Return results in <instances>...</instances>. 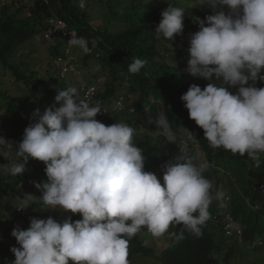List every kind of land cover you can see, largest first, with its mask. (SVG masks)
Instances as JSON below:
<instances>
[{
  "label": "clouds",
  "instance_id": "obj_1",
  "mask_svg": "<svg viewBox=\"0 0 264 264\" xmlns=\"http://www.w3.org/2000/svg\"><path fill=\"white\" fill-rule=\"evenodd\" d=\"M17 1L29 8L51 5V0ZM199 4L211 9V14L192 17L198 28L193 33L184 31V7L162 0L159 9L154 4L148 8L161 17L154 31L160 40V54L154 58L157 64L185 67L189 87L180 100L195 123L183 126L198 132L197 151L204 157L200 164L193 161V146H187L195 139L192 132L180 142L163 113L143 122L134 115L131 79L147 67V61L134 57L126 75L113 77L102 62V51L85 39L80 27L57 15L47 18L34 39L39 36V42L52 46L56 69L52 77L57 85L52 88L53 78L41 84L51 96H40L44 110L37 107L31 113L21 140L19 127L5 109L10 101L3 107L13 120L5 137L0 136V159L12 152L15 158L0 170V176L33 175L18 184L16 197L10 199L12 212L0 209L1 219L23 221V229L16 225L8 233L14 242L6 241L17 245L10 248L14 260L0 259V264L263 263L253 253L263 256L264 231L252 237L242 216L234 215L230 187L222 190L206 178V169L212 168L221 177L229 173L216 168L213 155L209 158L204 150L216 153L223 148L246 155L260 166L264 154V0H199ZM77 5L80 18L100 29L89 21L85 0ZM166 45L174 50L165 51ZM186 49L185 63L173 62ZM88 59L95 62L97 73L111 77V87L100 80L79 79L82 63ZM20 64L30 67L32 62L21 60ZM117 84H127V91H118ZM33 85L35 90L21 97L35 95L38 86ZM47 101L52 104L45 107ZM145 107L148 113L150 107ZM153 121L157 128L151 126ZM143 141L156 146L150 156L141 149ZM28 187L39 197L25 196ZM252 194L264 200V180L253 186ZM245 200L251 209L259 208L253 207L250 197ZM76 214L80 219L68 217L61 222L65 215ZM146 230L155 237L151 246ZM184 242L188 260L182 259V250L174 248Z\"/></svg>",
  "mask_w": 264,
  "mask_h": 264
},
{
  "label": "trees",
  "instance_id": "obj_2",
  "mask_svg": "<svg viewBox=\"0 0 264 264\" xmlns=\"http://www.w3.org/2000/svg\"><path fill=\"white\" fill-rule=\"evenodd\" d=\"M187 1L189 3L194 2L196 5L190 6L189 3L187 5L178 4L176 1L172 3L185 8L184 31H191L193 33L198 28L193 23L192 17L199 16L200 18H204L206 15L211 14V9L200 7L199 0ZM113 2H118L123 6L122 8L126 7L131 10L126 16H123L120 12L115 13L117 18L122 17L120 19H125L121 20V22L127 25L122 31L115 34H110L97 27L95 28L85 20H82L77 7L79 0H51L50 8L40 5L31 6L32 15L26 19H23L16 12L12 11V9L16 8L17 0L7 3L0 9V66H13L10 58L19 46L34 39L35 35L41 32V29H44L49 16L57 15L67 20L73 27H80L85 39L102 51L104 59L102 62L104 66L108 65L110 67L113 77H116L120 73L126 75L128 73V66L134 57L147 61V67L142 69L138 75H132L133 80L131 79V90L135 100L131 106L134 109V115L140 122L149 118L156 119L160 113H163L168 118L169 124L173 126L180 127L186 124H194L195 122L189 118L188 112L180 100L181 95L189 87L186 81V73L184 72L185 67L178 66L177 69H172L157 64L159 62L154 59L160 54V51L157 49L160 40L156 37L154 31L161 17H157L158 14L153 11L152 7L148 8L140 4L130 5L125 0H113ZM18 12H20V8ZM173 50L174 48L165 46V51ZM174 59L173 62L180 61L185 63V57L180 54ZM137 87H139V90H137ZM41 95L51 96L47 92L45 85L38 86L36 94L31 97L11 98L9 105L5 108L8 113L12 114L15 126L19 127V140H21L23 131L30 122L31 113L37 107L41 111L44 110L41 107ZM151 98L161 101L157 103L153 101L152 103ZM147 102L148 104H146ZM17 103L18 106L14 108L13 105ZM146 105L150 107L148 113L146 112ZM151 126L157 128L155 121H153ZM141 146V149L145 148L148 156L152 154L153 147H156L149 141H143ZM204 151L209 153V158L213 155V164L216 168L229 173V176L221 177V174L212 168L211 170L206 169L204 173L206 178L210 179L217 188L222 190L230 187L229 193L232 196L233 206L236 211L234 215L236 217L242 216L246 226L252 230V237H255L258 231L263 232L264 200L259 201L252 194V191L253 186L259 180H264V154L260 156V166L257 167L256 162L249 159L246 155L232 154L223 148H218L216 153L208 150ZM35 172L38 173L39 169L37 168ZM32 175V172H28L22 176L3 175L2 179L0 178L1 210L5 209L12 212L10 199L11 197H16L18 184L21 181L28 180ZM248 197L251 198L253 207H259L257 210L251 209L250 205L246 202L245 198ZM260 204L263 205L260 206ZM33 205L36 210H39L38 203H34ZM68 217H71L73 220L80 219L79 214L73 216L65 215L61 219V222ZM55 219L58 222L60 220L57 217ZM24 222L26 224L28 220H24ZM2 232L7 234L6 231L0 229V259L1 261L9 260L8 262H10L14 260V254L11 253L10 248L17 245L16 243H9L8 245L7 242L12 241V238L8 234L5 238ZM174 248L182 250L184 252L182 259L188 260L190 254L186 242L175 244Z\"/></svg>",
  "mask_w": 264,
  "mask_h": 264
},
{
  "label": "rangeland",
  "instance_id": "obj_3",
  "mask_svg": "<svg viewBox=\"0 0 264 264\" xmlns=\"http://www.w3.org/2000/svg\"><path fill=\"white\" fill-rule=\"evenodd\" d=\"M11 1L13 0H0V9H2L4 5H6ZM126 1L130 5L140 4L146 7L154 4V6L157 9H159L160 8L159 3H161L162 0H126ZM175 1L180 2V4H184L187 2L186 0H175ZM170 2H174V0H170ZM16 4H17L16 8L12 9L13 12H16L23 19L29 18L31 16L30 14L31 9L26 4H19L18 1ZM189 5L195 6L196 4L192 2L189 3ZM85 7L89 21L93 22L103 31H106L110 34H115L119 31H122L127 26L123 22H121V20H125V19L118 20L116 18L117 16H115V13L120 12L123 16H126L130 13V10H128L125 7L123 9H119L122 6L118 2H113V0H96V1L85 0ZM19 8H20V12H18ZM178 45L179 44L177 43L175 44V46L177 47ZM158 48L162 50L160 47ZM181 48H185V47H181ZM52 51H53L52 46L46 43L39 42V36H37L36 39H31L29 40V42L24 43L19 47L18 51L16 52V58L15 60H13V64L18 66L16 69H13L10 66L5 68L0 66V96H1L0 97V136L5 137L6 127L8 125H11L13 120L12 116L6 114V112H4L3 110V107L6 106L7 103L10 101V99L8 98L18 99L17 97L25 96L29 92H33L35 90L36 87H34L33 83H36L37 86H39L42 83L46 82V80H50V78H53L52 75H56L55 62H54V56L52 55ZM181 55H188L187 49L183 50ZM21 60L31 61L32 64H30V67H26L20 64ZM82 64L84 69L79 79H82L86 82H90L94 79L100 80L103 81V83H106L107 87H111L110 86L111 77L108 76L107 73H102V72L97 73L95 62L88 59L86 63H82ZM19 74L20 75L22 74L23 77L20 78ZM51 85L52 88H54L57 85L55 79L54 81H52ZM116 87L120 92H125L128 89L127 84L124 85L117 84ZM51 104L52 103L50 101H47L44 105L46 107ZM17 106L18 103L14 107ZM96 119L100 121L98 119V116L96 117ZM191 128L194 127L182 126L180 128H175L171 126L174 135L177 137V141L180 142L185 141L189 135V132H192L194 134L195 139L192 141H188L187 146L189 145L193 146V148L195 149V151L193 152V156H194L193 161L197 164H200L204 162V157L199 151H197L198 142L196 141L198 140L197 138L198 132L194 133L193 129ZM8 130L14 133L12 129H8ZM143 133L147 137V132L143 131ZM150 135L153 139L154 144L159 143V140H157L156 138L155 131H152ZM14 158L15 156L13 152L1 156L0 170L4 171V169L11 164V161H13ZM7 161H8L7 165H3ZM2 176L3 175H1L0 178ZM231 179L234 180L233 177H231ZM24 194L25 196L33 195L35 197H39V194L35 191L34 188L31 187L26 188L24 190ZM259 199H262V197H260ZM225 201L227 202V200H224L223 204ZM216 203L221 204V202L218 201ZM225 210H227V208H225L224 211ZM53 212L58 214V216L61 215V212L59 210H53ZM16 225H19L23 229V221H16L13 219L9 220L7 218L1 219L0 216V229L6 231L7 234L8 233L11 234L12 229ZM144 234H146L149 237L148 238L149 245L151 246L155 242V237L151 236V234L148 233L147 230ZM260 254L264 256V251H261ZM253 255L260 259L259 263L263 261V263L260 264H264L263 256L262 257L257 256L259 255L258 251H255Z\"/></svg>",
  "mask_w": 264,
  "mask_h": 264
}]
</instances>
